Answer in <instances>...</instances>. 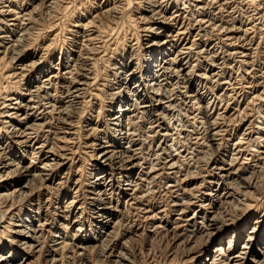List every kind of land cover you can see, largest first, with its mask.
I'll list each match as a JSON object with an SVG mask.
<instances>
[{
  "label": "bare ground",
  "instance_id": "obj_1",
  "mask_svg": "<svg viewBox=\"0 0 264 264\" xmlns=\"http://www.w3.org/2000/svg\"><path fill=\"white\" fill-rule=\"evenodd\" d=\"M61 1L0 0V201L5 204L0 223L6 215L14 218V204L28 198L29 179H37L55 193L59 213L53 215L63 229L56 231L46 219L52 203L49 196L37 204L35 215L27 211L24 217L16 215V222L9 218L11 245L7 251L0 247V264H33L35 255L60 264L55 257L66 247L67 227L81 231L85 204L94 216L90 224L102 229L98 232L102 248L112 251L115 237V262L125 261V256L113 230L132 211L147 221L150 234L162 229L173 236V247H181L187 264H264L263 218L255 212L256 222L243 238L247 222L239 228L232 220L251 207L250 191L259 184L256 174L264 165V87L259 91L264 70L256 75L254 59L261 46L257 25L264 31V0H134L131 22L137 30L129 40L126 33L123 39L130 53L115 61L111 75L98 68L108 67L102 45L106 36L93 20L122 14L131 0H102L92 17L90 9L84 11L86 16L69 31L80 43L71 42L54 66L45 63L52 52L50 44L22 57L33 35L31 14L40 10L48 16ZM37 27L35 38L44 36L40 33L45 27ZM115 28L103 34L110 38ZM135 46L144 55L142 69L134 57ZM26 67L34 73L31 77ZM86 96L100 103L109 98L110 106L107 110L100 106L96 116L87 118L92 101ZM252 108L257 109L254 120L246 114ZM104 111L108 118L102 124ZM230 127H236L234 134ZM76 139L84 140L82 148L90 151L84 155L93 161L86 194L79 201L81 185L75 179L74 196L66 201L63 185L72 164L67 170L65 166L79 152ZM12 148L26 152L29 164L24 165V154L14 156ZM57 169H65L64 176L58 178ZM77 171L81 172L80 166ZM202 174L210 181L207 200L200 189L203 183L195 182ZM12 176L25 183L18 180L10 186ZM160 196H167L168 208L153 204ZM188 206H195L194 217L188 216ZM40 210L46 212L45 218ZM169 212L173 217L168 218ZM188 224L191 230H183ZM48 227L56 232L53 245L46 248ZM129 229L137 235V228ZM79 243L71 251L77 247L83 252L84 240ZM202 255L205 258L200 260Z\"/></svg>",
  "mask_w": 264,
  "mask_h": 264
},
{
  "label": "rangeland",
  "instance_id": "obj_2",
  "mask_svg": "<svg viewBox=\"0 0 264 264\" xmlns=\"http://www.w3.org/2000/svg\"><path fill=\"white\" fill-rule=\"evenodd\" d=\"M12 1L14 2L17 0H12ZM69 1L68 2H67V0H63V2L61 1L60 4L56 5V8L53 10L56 12L52 11L48 16L43 11H42V14L44 13L46 16L44 14L41 15L40 10H36L31 14V17H32L31 28L33 27V30H31V32L30 31L29 32L32 33L33 35L28 39V42H27V44L29 43L28 48L26 49L25 52H23V54H22L23 58L24 57L27 58L29 54H32L34 49L40 50L42 47H44V45L50 44L51 48H52V52L50 55L46 56L47 59L46 58L45 59L47 62H45V63L46 64L49 63L50 65L54 66L58 62V59L60 57L62 58L63 56H65L64 54L66 51H69V49H70L69 44L71 42H72L73 46H74V43H80V39L78 37L75 39V37H73L72 32H69V31H72L74 29L71 27V25L76 23L79 19H82L81 16H83V15L86 16V14H84L83 12L84 11L87 12V10H89V9H90L89 15H91V17L94 16L95 14H93V13L96 12V9L99 5H102L104 0L103 1L102 0H79L78 2L80 4L77 2V0H69ZM73 1H74V3H73ZM131 1H133V3L131 4L132 7L130 5L129 9L124 10L122 12V14H119L118 16L117 15H115V16L114 15H111V16L105 15V17L104 16H102V17L98 16L93 20L94 21V27L99 32L102 31V32H100L101 35L106 36V38H103V41L105 43L103 44V42H102V45L104 47L103 50L105 49V51L110 52V53L106 52V57H105V60L106 59L108 60V63H107L108 67L102 66V64H100V65H98V68L101 69L104 67L108 75H111V73L114 72V70H112V69L114 68L113 65L115 63H117L115 61H118L121 56L127 57V53H130L129 52L130 49H127V47H125V43H124L123 39L127 34L126 40H129L132 33H135L136 32L135 30H137L136 27L133 26L134 23L132 25V22H131L132 21L131 15L134 14V10L136 8V2H134V0H131ZM64 3H67V4H64ZM79 5H81L82 7ZM34 6L35 5L33 4V6H31L28 10L29 11L32 10ZM61 9H63V10H61ZM57 12H59V13H57ZM38 23L41 24L42 28L40 27V24L38 25ZM37 26L40 27V30L45 27L46 31L43 29L44 32L43 31L41 32L43 34L40 33V35H44V36H39L38 38H35V36L37 35V30H39V28ZM111 27L112 28L116 27L117 29L115 28L114 33H110L111 34L110 38L111 39L114 38V40L113 41L111 40L107 43V41H108L107 39H110L109 36H107V35H108ZM133 28H135V29H133ZM262 29L263 28L261 27V25H257L256 39H257V41H260L261 46L258 48V50L255 54L257 58H254L255 62H256V66H257L256 67V75H260L264 70V44H263L264 43V31H261ZM116 30H118L119 32ZM123 31H124V34H123ZM103 33H107V35L103 34ZM261 35H263V36H261ZM139 36H140V34H139ZM258 37H260V39ZM31 38L33 40H31ZM133 43L134 42H132L131 44H133ZM134 50H135L133 52L135 54L134 57L136 56L135 59L138 60V63L141 65V69H142L144 67V62H143L144 55L142 53V49L136 48V46H135ZM60 53H61V56H60ZM64 58H67V56ZM136 60H134V62H133L134 64H136V62H137ZM30 61H31V59L26 61L25 64L29 65ZM115 66L118 67V65H115ZM26 68H27V69H25L26 72L29 71V73L28 72L27 73L31 77V75H33L34 73L32 74L31 69L29 67H26ZM9 69L10 68H8L7 71ZM101 77H104V76H101ZM103 83L104 82H102V81L99 82V84H103ZM239 83L245 84L243 81L239 82ZM255 85H256V90H258L257 89V85H258L257 81L255 82ZM263 87L264 86H262V88H260L259 91H261L263 89ZM194 89H195V86L192 87V90H194ZM23 92L24 91L21 88V93H23ZM1 97H3V95ZM89 97L90 96H88L85 100L92 101V106H90V109H91L90 113H89V111L87 112L88 113V115H86L87 118H91L90 115L92 116V118L94 116H96L100 106H102L103 109H106V110L110 106L109 98H105L103 100V102L100 103L101 102L100 99L94 101L91 98L89 99ZM0 102H1V100H0ZM116 103H117V100L114 101V105H113L114 108H115ZM256 104H258V103L256 102ZM254 108H255V106H254ZM254 108H252L253 109L252 111H250V110L246 111V114L250 115V118H252V120L257 118V116H258L257 115V109L254 110ZM256 108H257V106H256ZM107 115L108 114L107 113L105 114V111H104V114L102 115V124L104 123V121L107 120V118H108ZM95 121H96L95 119H92V123H95ZM232 128L233 127H230V130H231L232 134H234L233 131H234V129H236V127H234L233 129ZM228 130H229V128H228ZM4 141L5 140H3V144H4ZM83 142H84L83 139H81L79 141H77V139L75 140V142H74V143H76L75 147L77 150H79V152L78 151H77L78 153L76 152L74 162L71 163V161H67L68 164L65 166V169L67 170L68 169L67 167H69V164H72L71 165L72 171H70V173L68 175V179H67L66 183L63 185V187H66L65 191L68 192V194H67L68 197H67L66 201H69L74 196V194H73V192H74L73 189H75L74 183L77 179L79 180V183L81 185L80 190L82 191V192H80V194L82 196L79 198V201L82 199L83 194H86L87 183H88L86 180H88V173L91 172L90 166H91L93 160H91L89 158L88 154L90 151L82 148ZM228 144H231V142L228 141ZM228 147H229V145H228ZM12 149H14L12 151V153L16 157H20L21 155L24 154V157H23L24 165L29 164L30 158L27 156L26 152L19 151L20 149H17V148H12ZM223 149H224V147L222 146L221 147L222 152H223ZM251 150H254V149H251ZM81 153H83V154H81ZM86 153H88V154L84 155ZM79 155H80V157H79ZM80 158H83V159H80ZM202 161L203 160L200 161L199 165H203ZM79 166L81 168V172L77 171ZM262 167H263L262 170L260 169V174L259 173L256 174L257 176H259L260 182L254 190L250 191V193L252 192V195L254 194V196H250L251 199H250L249 205L251 207H249V209L246 212L243 210L244 213L241 212L240 214L242 216L239 215L240 216L239 218H235V216L232 217V220L234 221L233 224H235V225L238 224L239 228L243 227L244 223L247 222L246 227L243 228V231H242V238L245 237L246 233L249 231V228L253 224V222H256V220L254 218V216H256V215H254L255 212H257L258 217H261L264 220V194H263L264 193V165H262ZM65 169H61L62 172L57 169V172L60 171V174H58L56 172L58 178L61 176H64L62 174L64 172H66ZM75 172H76V176L73 175ZM258 172H259V170H258ZM81 173L83 174L82 178H80ZM195 179H196L195 182L197 184L203 183V185L200 189H201V193L204 196V199L206 198V200H207L208 196L205 193L208 192V190H209V187H208V183H210L209 177H206L205 175L202 174V175L197 176ZM18 180H20V179L17 176H12L11 180H8V184H10V186H15L17 184L16 182ZM29 180H30L29 181L30 191L28 193L30 195L28 196V198H26V200L23 199V200L19 201L18 203L14 204V208H13L14 210L12 211V214H14V218L13 217L10 218V215H6L5 222L0 223V231H3L2 234L0 235V247L3 246L5 251L8 250L7 245H9V246L11 245L10 240H11L12 234L9 233V230L11 231V229L8 228V227H10L9 226L10 219H12V220L14 219L12 222H16V219H17L16 215L18 217L19 216L24 217L26 215L25 213H27V211H29V212L32 211V213H31L32 216L35 215V213L37 212L36 211L37 204L38 203L40 205L43 204L45 199L49 196L52 198V199H50V200H52V203L50 204V207H49L50 209L48 210L49 216L46 217V219L48 220L50 227H51V225L54 224V226L56 227V229H55L56 231H60V233L63 232V229L61 228V226L59 224V219L56 216V215H58L57 213H59V212L55 211V208H57V205H55V202H56L55 201L56 200L55 193L53 191H50L49 189L44 188L46 186V184L43 183L44 184L43 185L41 182H39V180L38 181H37V179H33V180L29 179ZM202 181H204V182H202ZM19 182H21L22 185L25 183V181H21V180ZM41 185H43V186L41 187ZM235 188L237 190V187H234V190H235ZM119 200L122 201L123 199H119ZM160 201H163V202H160ZM203 201L204 200H202V202ZM15 202H17V200ZM152 202H153V204H156V205L160 204L159 206H161V207H164L166 205V207L168 208L167 196H165V197L160 196L159 198L158 197L154 198ZM202 202H199L198 204L201 205ZM196 203L197 202H195V204ZM4 206H5V204L0 201V211L5 210ZM58 207H62V206L58 205ZM76 207H79V204ZM194 207L188 206L187 213H188L189 217H194L193 216L195 213ZM83 209H84V213H83L82 217H80L81 223L83 225L81 227V231L76 233L74 231L75 226L69 225L67 227L68 229L66 230V236L68 235L67 236L68 239L66 238L67 239L66 245H65L66 247L62 251L59 250L57 252L58 255L56 254L57 256L55 257V259L56 260L59 259L62 264H180V263L181 264H187L186 263L187 258L183 259V257H182L183 252H182L181 247H177V248L173 247V241H172L173 236H171L169 233H166L164 231L162 232V229L155 230L152 234H150L149 231H151V230L149 229V225H148L147 221L142 219L136 212H132V211L131 212L129 211V213L125 217L126 219L124 218L125 220L122 223L119 222L118 225H116L117 227H114L115 228V230H113L114 236H115V234L117 235V233L119 235L117 240H116V244H117V246H119L121 244L123 245V247H122L123 249L121 250V253L124 254V256H125V261H121L119 263L115 262L114 257L116 255V252H114V250H116V249H114V244L112 245L113 239H115V237L111 239L112 242L110 244V247L113 248V250H112L113 252L110 250H105L106 248H104V247L102 248V245L100 242L101 239H99V236H98V232L102 231V229L94 228V226L90 224L91 221L93 220L94 216H93V214H91V212L89 211V207L86 204L83 207ZM19 210H20V213L18 214L17 211H19ZM38 213L41 215V218H45L46 212H44V210H40ZM54 213L56 214L55 216L53 215ZM127 216H129V217H127ZM131 216L132 217L134 216V217L132 218ZM171 216L173 217V213L169 212L168 218ZM197 220H199V219H197ZM166 224L167 225L165 227L170 229L171 228L170 223L169 224L166 223ZM118 226H120V227H118ZM130 226L134 227L135 229L136 228L138 229L137 235L130 232V229H129ZM4 227H5V229H4ZM185 227L186 226H184L183 230H188V231L191 230L189 228V227H191V225L188 224L187 227L186 228ZM48 228H46L47 231L50 229V228L49 229ZM53 229L49 230V231H51L52 234L51 233L50 234L45 233L46 235L44 234V237H45V246L44 247H46V248H49L51 245H53V242H51L54 240L52 238L54 236L53 232H56ZM227 229H226V231H229L231 228H229L228 230ZM6 230H8V231H6ZM110 230H111V228H110ZM73 235L76 237H73ZM88 239H89V241L85 242ZM262 239L264 240L263 236H262ZM80 240H84V244H83L84 251L82 252L81 250H77L76 249L77 247L76 248L74 247L71 251L70 248L72 247V245L74 244V246H76L77 244H80L79 243ZM261 245H263V244H261ZM174 248L176 249V252H175ZM78 252H79V254H83V256H81V257L84 259H82L77 254ZM195 256H196V254L193 255L192 257H195ZM39 258H37V255H35L31 259V261L33 262V264H46V263L50 264V262H49L50 258L45 257V256H43V258L42 257H39ZM203 258H205V257H203V255L200 256V260L201 259L203 260ZM182 259H183V261H182ZM193 263L194 262H191L190 264H193Z\"/></svg>",
  "mask_w": 264,
  "mask_h": 264
}]
</instances>
